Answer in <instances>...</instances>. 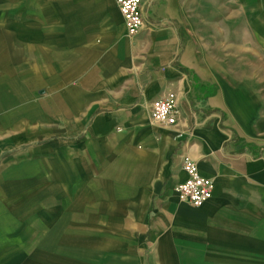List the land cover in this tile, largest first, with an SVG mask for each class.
I'll return each mask as SVG.
<instances>
[{
    "label": "crops",
    "instance_id": "obj_1",
    "mask_svg": "<svg viewBox=\"0 0 264 264\" xmlns=\"http://www.w3.org/2000/svg\"><path fill=\"white\" fill-rule=\"evenodd\" d=\"M142 1L134 37L114 0L0 1V264H264V82L198 72ZM185 158L200 207L172 191Z\"/></svg>",
    "mask_w": 264,
    "mask_h": 264
},
{
    "label": "rangeland",
    "instance_id": "obj_2",
    "mask_svg": "<svg viewBox=\"0 0 264 264\" xmlns=\"http://www.w3.org/2000/svg\"><path fill=\"white\" fill-rule=\"evenodd\" d=\"M153 6L157 13L170 14L187 64L198 72L223 81L264 82V0H154ZM20 225L9 223L11 236ZM64 225L58 224L52 235L64 234ZM51 261L66 262L53 256Z\"/></svg>",
    "mask_w": 264,
    "mask_h": 264
},
{
    "label": "built area",
    "instance_id": "obj_3",
    "mask_svg": "<svg viewBox=\"0 0 264 264\" xmlns=\"http://www.w3.org/2000/svg\"><path fill=\"white\" fill-rule=\"evenodd\" d=\"M114 1L123 17L127 34L136 35L145 26L143 1ZM179 115L177 95L172 91L157 97L150 104V117L158 125L173 126L177 124ZM182 168L186 177L174 184L172 191L181 201L193 207H200L211 198L213 181L202 176L197 163L189 158L183 160Z\"/></svg>",
    "mask_w": 264,
    "mask_h": 264
}]
</instances>
